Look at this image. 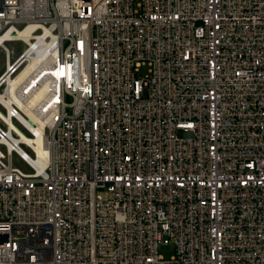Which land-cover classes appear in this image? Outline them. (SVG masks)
Returning a JSON list of instances; mask_svg holds the SVG:
<instances>
[{
	"label": "built area",
	"instance_id": "built-area-1",
	"mask_svg": "<svg viewBox=\"0 0 264 264\" xmlns=\"http://www.w3.org/2000/svg\"><path fill=\"white\" fill-rule=\"evenodd\" d=\"M0 54V264H264V0H0Z\"/></svg>",
	"mask_w": 264,
	"mask_h": 264
},
{
	"label": "bare ground",
	"instance_id": "bare-ground-1",
	"mask_svg": "<svg viewBox=\"0 0 264 264\" xmlns=\"http://www.w3.org/2000/svg\"><path fill=\"white\" fill-rule=\"evenodd\" d=\"M35 27V26H33ZM28 30V29H27ZM32 32H24L23 33V38L29 42V39L30 38H33L34 35L31 34ZM29 44H32V42H30ZM29 55V59H28V62L23 66V68H21L20 72H19V77L16 79L17 80V83L18 82H21L23 80H25L26 78H28L32 72H35L37 67H38V64L41 65V59L39 58H33L32 56V51H30L28 53ZM29 63V64H28ZM6 68V66H5ZM5 71V70H4ZM12 72H9L8 75H10ZM63 71H60L58 73V75H62ZM38 81V77H34L33 80L31 81L29 87H32L33 86V89L29 92V98L26 102H21L20 99H18V104L19 106L21 107V109L25 112V114H27L31 119H34V113L32 112V110L34 109V107L36 105H39V103L41 102L42 100V97H43V94H44V91L47 89V87L49 86L50 84V81H44L43 79L41 80V82H37ZM10 85H12L14 83L10 81ZM17 83L13 86V88H16V85ZM39 86L38 88H35V86ZM15 95V94H14ZM16 97V96H15ZM45 123L40 121V125L37 129L35 128H32L33 132L34 133H40V131H42L43 127H44ZM18 132L21 134L22 136V139L28 143H40L39 140L37 139H34V138H30V137H27L24 133H22L21 131L18 130ZM17 141V140H15ZM10 146H13L12 143H9ZM39 153H41L42 151H44L43 147L41 146L40 148V145L36 146L35 147Z\"/></svg>",
	"mask_w": 264,
	"mask_h": 264
},
{
	"label": "rangeland",
	"instance_id": "rangeland-1",
	"mask_svg": "<svg viewBox=\"0 0 264 264\" xmlns=\"http://www.w3.org/2000/svg\"><path fill=\"white\" fill-rule=\"evenodd\" d=\"M9 48H19L18 45H15L14 43H10L8 44ZM5 66H6V60H5V56L3 54H0V74H2L5 70ZM142 73H145L146 70L145 68H143ZM14 124L16 127H18L21 131H23L25 133V135L27 137H30V135L28 133H26L15 121ZM23 149L25 150V152L32 156L30 150H28L26 147L23 146ZM14 165L18 168H20L21 170H23L24 172H29L30 169L26 166V164L24 162H22L17 156H14ZM160 253L162 256H164L166 259H169L173 254H174V249H161Z\"/></svg>",
	"mask_w": 264,
	"mask_h": 264
}]
</instances>
